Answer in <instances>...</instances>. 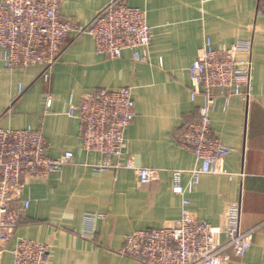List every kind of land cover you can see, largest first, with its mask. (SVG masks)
Returning <instances> with one entry per match:
<instances>
[{"label":"crops","instance_id":"0c3cea01","mask_svg":"<svg viewBox=\"0 0 264 264\" xmlns=\"http://www.w3.org/2000/svg\"><path fill=\"white\" fill-rule=\"evenodd\" d=\"M111 1L62 0L59 15L85 24ZM125 1L147 11V61H135L129 50L120 58L98 54L90 36L70 33L59 44L49 81L40 65L0 70V127L31 126L47 140L51 157L74 154L72 163L47 177L23 179L29 206L21 210L7 248L27 238L49 246L45 264H142L118 253L125 236L179 219L181 197L171 189L170 171L195 164L193 153L178 143L200 103L190 100L188 68L206 38L219 49L249 40L250 97L220 95L210 112L214 136L230 150L218 163L220 172L201 175L188 199L191 213L214 228L223 227L227 206L240 201L241 229L256 228L245 255L225 264H264V1ZM126 86L132 88L135 116L125 131L123 158L156 170L149 184L132 170H94L99 155L81 148L77 120L67 114L69 104L87 92ZM86 230H92L90 237ZM0 264H12L9 251Z\"/></svg>","mask_w":264,"mask_h":264},{"label":"built area","instance_id":"2783aa9c","mask_svg":"<svg viewBox=\"0 0 264 264\" xmlns=\"http://www.w3.org/2000/svg\"><path fill=\"white\" fill-rule=\"evenodd\" d=\"M264 1V0H263ZM62 0H0V70L43 67L42 79H50L57 63L58 47L66 35L90 36L98 54L120 58L129 50L135 61L149 59L152 39L147 11L112 0L85 24L62 19ZM251 42L239 40L229 48H216L206 38L200 53L188 68L194 84L190 100L200 99L198 117L188 122L178 136L179 145L193 153L191 169L170 171L171 189L181 197V214L171 226L145 228L125 236L118 253L138 259L142 264H225L241 258L251 246L256 227H240L242 204L227 206L222 228H214L196 218L189 209L188 194L203 174L220 172L218 163L230 147L214 136L210 112L220 95L245 100L251 90ZM51 98L46 99L50 107ZM67 114L77 120L81 148L95 151L96 171L132 170L138 180L149 184L157 171L136 166L123 158L125 131L132 123L135 110L132 88H100L87 92L77 103H70ZM48 143L42 134L27 126L21 129L0 127V258L9 251L12 264H45L49 246L27 238H17L11 249L7 244L18 225L21 210L29 206L22 196L25 177H47L72 163L74 154L65 151L58 157L47 153ZM188 181L183 183V175ZM88 218L91 216L88 215ZM84 235L90 237L92 230Z\"/></svg>","mask_w":264,"mask_h":264}]
</instances>
